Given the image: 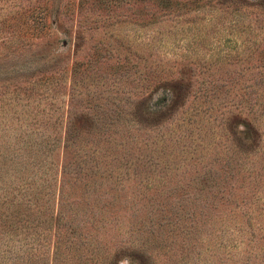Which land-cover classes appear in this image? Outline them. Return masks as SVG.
Wrapping results in <instances>:
<instances>
[{"label":"rangeland","instance_id":"obj_1","mask_svg":"<svg viewBox=\"0 0 264 264\" xmlns=\"http://www.w3.org/2000/svg\"><path fill=\"white\" fill-rule=\"evenodd\" d=\"M64 244L264 264V0H0V252Z\"/></svg>","mask_w":264,"mask_h":264},{"label":"trees","instance_id":"obj_2","mask_svg":"<svg viewBox=\"0 0 264 264\" xmlns=\"http://www.w3.org/2000/svg\"><path fill=\"white\" fill-rule=\"evenodd\" d=\"M22 16L24 18L21 20L22 21L21 23H25V24L21 27L20 32L16 33L19 35L20 34L25 35L26 30L31 28V24H30V22H28V19H29V16L30 17H32V16L28 15V18L25 15H22ZM40 19H41V21H40V24H41V23H43V17ZM40 30H38V31H40ZM21 31H22V33H21ZM16 87H19V86H16ZM27 204L28 203H25L24 205L27 206ZM18 214H20V213H18ZM19 221H20V219L18 220V222ZM15 227H16V229L20 228L19 225H15ZM36 240L37 239H35V241ZM34 249H35L34 251L31 248L29 250H26L29 252H25V251L24 252H15L13 250L2 251V252H0V264H10V260H14L11 264H40L42 257L39 253H37V251H36V250H38L37 247H34ZM71 251L75 252L76 254L78 252V250L75 249V247H73L72 245H67V244L65 245L64 244L63 248L59 247L58 245L54 246L53 251H52L53 254H52V257H51V260L49 261V263L51 262V264H58V263L59 264H62V263L66 264L67 262L65 263V258H67L69 256L71 257ZM73 257H77L78 260H80V261L83 260L81 257V254L73 255ZM7 260H9V263L6 262ZM95 262H96V259L92 257L91 263L96 264Z\"/></svg>","mask_w":264,"mask_h":264}]
</instances>
